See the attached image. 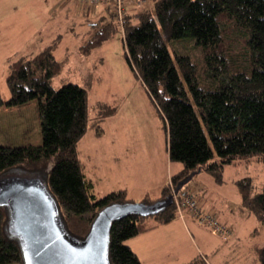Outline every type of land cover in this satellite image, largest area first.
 <instances>
[{
    "label": "trees",
    "instance_id": "16d2710c",
    "mask_svg": "<svg viewBox=\"0 0 264 264\" xmlns=\"http://www.w3.org/2000/svg\"><path fill=\"white\" fill-rule=\"evenodd\" d=\"M108 13L113 20L95 33L87 50L118 31L116 13L110 8ZM125 13L127 61L163 118L169 160L183 165L172 176L174 187L199 169L222 182L226 165L253 156L264 162V0H154L151 10ZM61 69L51 48L9 63V96L0 91V109L37 100L42 143L0 144V178H45L47 173L46 186L67 231L81 239L100 210L128 200L126 192L119 191L96 201L92 183L80 174L77 144L88 128L87 93L74 83L54 89L51 81ZM69 181L78 183L70 186ZM236 185L242 205L264 224V185L260 192H255L251 178ZM169 190L164 189L163 199ZM175 205L174 200L154 219L130 215L115 221L111 264H143L127 241L172 222ZM8 221L9 211L0 207V264H23L19 242L7 231ZM258 256L264 264V247ZM189 264L208 263L199 256Z\"/></svg>",
    "mask_w": 264,
    "mask_h": 264
},
{
    "label": "rangeland",
    "instance_id": "374dc122",
    "mask_svg": "<svg viewBox=\"0 0 264 264\" xmlns=\"http://www.w3.org/2000/svg\"><path fill=\"white\" fill-rule=\"evenodd\" d=\"M143 3L141 0L137 4L136 12L153 7L152 0L142 8ZM99 7L82 0H0L1 94L4 98L9 96L4 62L9 64L51 48L62 63L60 73L51 81L53 88L57 90L64 84L74 83L87 93L88 128L78 141L77 153L80 174L86 182L92 183L90 193L95 200L125 191L118 190L124 186L134 187L132 183L140 178L141 172L161 174L166 171L171 178L164 189H170V195H174L177 187L172 183V176L182 170L183 165L169 160L163 118L138 72L127 61L122 38L124 27L118 20L119 29L109 40L94 49L86 48L95 33L113 20L105 8L97 13ZM83 8L90 14H85ZM100 13L105 20L99 19ZM41 143L37 100L0 109L1 145ZM221 174L223 180L217 182V175L209 171L196 172L184 188L200 183L202 200L212 195L214 200L228 203L234 210L233 215L241 221L239 234L235 230L233 236L230 230L231 240L225 241L208 224L196 221V230L188 229L190 242H187L186 234L174 227L172 221L144 234L149 239L140 245L141 251L131 242L142 258L149 260L163 254L162 264H185L197 256L206 258L208 264H261L258 251L264 247V224L242 205L235 181L251 178L255 192H260L264 185V162L257 156L241 158L226 165ZM43 175L47 179V173ZM41 178L46 183L47 180ZM73 182L69 181L68 185L78 183ZM154 198L151 195L141 201L140 192L133 189L126 194L129 203L159 201ZM176 199L179 200L180 195H175ZM153 216L149 219H154ZM221 219L225 224L233 223L224 216ZM148 225L152 224L148 222ZM166 252L169 256H165Z\"/></svg>",
    "mask_w": 264,
    "mask_h": 264
},
{
    "label": "water",
    "instance_id": "95a60500",
    "mask_svg": "<svg viewBox=\"0 0 264 264\" xmlns=\"http://www.w3.org/2000/svg\"><path fill=\"white\" fill-rule=\"evenodd\" d=\"M195 174L181 182L174 195L163 200L106 206L81 239L67 231L60 208L41 177L0 178V207L9 211L7 231L19 242L23 264H111L112 224L130 215H157L174 203L175 195Z\"/></svg>",
    "mask_w": 264,
    "mask_h": 264
},
{
    "label": "crops",
    "instance_id": "0c3cea01",
    "mask_svg": "<svg viewBox=\"0 0 264 264\" xmlns=\"http://www.w3.org/2000/svg\"><path fill=\"white\" fill-rule=\"evenodd\" d=\"M143 1H144V3L142 5V8H143V6L145 4H148L149 3V0H143ZM153 1L154 0H152V3H153ZM99 6H101V7L98 8L97 13L102 12L101 11L102 8H105L107 10V12H108V8L111 7V6L109 7V6H106V5H99ZM125 6H126V12H127V14L136 12L135 11L136 8H139L138 5H137V3H133L132 0H125ZM151 9L152 8L150 7L147 10H151ZM85 10L86 9H84L85 14H87V15L90 14V12L89 13H86L87 11H85ZM103 17H104V15L102 13H100L99 14V19H102ZM4 64H5V67L4 68L6 69V72H4V73H5V77H6V74L8 72V65L9 64L7 62H4ZM167 146H168V144H167ZM202 171H204V170H202ZM137 172L140 173V171H137ZM170 178L171 177L167 174L166 171H163L161 174L153 173V172H149V173H144L143 174V172H141L140 173V178L137 179V181H133V183H132V185L134 187H125L124 186V187H122V188H120L118 190H125L126 191V194H127V191L128 190H132V189L134 191L137 190V191L140 192V200L141 201H144L147 196H150L151 197V195H153L155 197L154 199H159L160 200L161 197L163 196L162 195V193H163V190L162 189H164L166 187L167 182L169 181ZM236 181H235V183H236ZM129 185L132 186L131 184H129ZM199 186H200V183H197L195 185V187H194V185L188 186L186 188H184L185 186H183L180 189V191L181 190L182 191L181 192L179 191L180 192V197L187 196V195H195L197 197L198 201H199V204H200L202 210H204V211H210L211 213L215 214L218 217L219 221L233 232V236L236 235L235 230L237 231V234H239L240 229H241V225H240V222L241 221L237 217H235L233 215V213H234V210H232L233 208L231 206H229L228 203H225L223 201L220 202L219 200H216V199L214 200V198L212 197V195L209 197V199L204 198L202 200V195L200 194L201 191H200ZM152 193H154V194H152ZM222 216H224L225 218L231 220L233 223L232 224H225L224 222L221 221L222 220L221 219ZM182 221H185L186 223H184ZM171 224H174V227H178L179 229H182V231H180V232L182 234H186L187 242H190V237H189L190 234L188 233V229L191 230V228H192L193 230L194 229L196 230V228H197L196 221L193 220L191 217H187V219L183 220V219H181V218H179L177 216L176 219H174ZM159 226L160 225L155 226L153 228H156V227H159ZM150 230H148V231H150ZM148 231H146L144 233H141V234H139V235L131 238L130 240H128L127 244L136 253V255L138 256V258L140 259V261L143 264H162L160 262L163 260V257H164L163 254H161L160 256H158V255L157 256H154V257H152L149 260H145L139 254L138 250H136L135 248H133V246L131 245V242H133L135 245H137V247L141 251L142 249H141L140 245L141 244L144 245V243L149 239V236L148 235H144ZM229 239H230V237L228 239H224V240L227 241ZM150 248H152V247H150ZM167 254L168 253L166 252V255L165 256H169V254L168 255ZM198 257L199 256L195 257L194 259H196ZM193 260H191V261H189V262H187L185 264H189Z\"/></svg>",
    "mask_w": 264,
    "mask_h": 264
},
{
    "label": "built area",
    "instance_id": "2783aa9c",
    "mask_svg": "<svg viewBox=\"0 0 264 264\" xmlns=\"http://www.w3.org/2000/svg\"><path fill=\"white\" fill-rule=\"evenodd\" d=\"M89 5H110L116 10L117 17L121 27H124L126 11L125 0H82ZM133 3L140 4L141 0H132ZM177 216L183 220L187 217H191L193 220L201 224H208V226L220 237L228 239L231 235V231L225 225H223L217 218V216L211 212H206L201 209L199 201L195 195H187L175 200Z\"/></svg>",
    "mask_w": 264,
    "mask_h": 264
}]
</instances>
